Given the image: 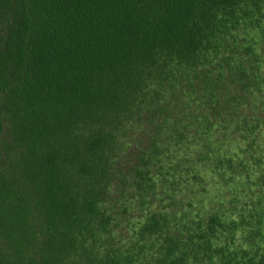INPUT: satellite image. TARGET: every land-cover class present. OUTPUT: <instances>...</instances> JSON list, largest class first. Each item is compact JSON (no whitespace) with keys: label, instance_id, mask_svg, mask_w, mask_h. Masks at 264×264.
<instances>
[{"label":"trees","instance_id":"16d2710c","mask_svg":"<svg viewBox=\"0 0 264 264\" xmlns=\"http://www.w3.org/2000/svg\"><path fill=\"white\" fill-rule=\"evenodd\" d=\"M0 264H264V0H0Z\"/></svg>","mask_w":264,"mask_h":264},{"label":"rangeland","instance_id":"374dc122","mask_svg":"<svg viewBox=\"0 0 264 264\" xmlns=\"http://www.w3.org/2000/svg\"><path fill=\"white\" fill-rule=\"evenodd\" d=\"M190 133H192V131H190ZM224 199V201H225V198H223ZM195 206H197V205H195Z\"/></svg>","mask_w":264,"mask_h":264}]
</instances>
